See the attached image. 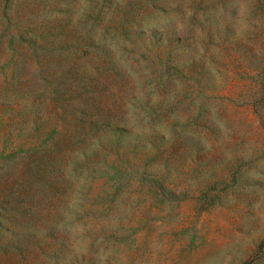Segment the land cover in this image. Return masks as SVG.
Wrapping results in <instances>:
<instances>
[{"label":"rangeland","instance_id":"rangeland-1","mask_svg":"<svg viewBox=\"0 0 264 264\" xmlns=\"http://www.w3.org/2000/svg\"><path fill=\"white\" fill-rule=\"evenodd\" d=\"M0 264H264V0H0Z\"/></svg>","mask_w":264,"mask_h":264}]
</instances>
